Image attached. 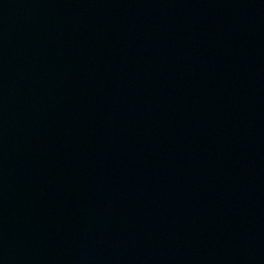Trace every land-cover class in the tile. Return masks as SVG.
<instances>
[{
	"label": "water",
	"instance_id": "water-1",
	"mask_svg": "<svg viewBox=\"0 0 264 264\" xmlns=\"http://www.w3.org/2000/svg\"><path fill=\"white\" fill-rule=\"evenodd\" d=\"M0 264H264V0H0Z\"/></svg>",
	"mask_w": 264,
	"mask_h": 264
}]
</instances>
